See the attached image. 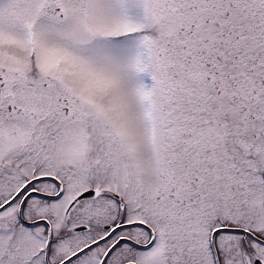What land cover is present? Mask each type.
<instances>
[{
  "label": "snow or ice",
  "instance_id": "1",
  "mask_svg": "<svg viewBox=\"0 0 264 264\" xmlns=\"http://www.w3.org/2000/svg\"><path fill=\"white\" fill-rule=\"evenodd\" d=\"M0 264H264V0H0Z\"/></svg>",
  "mask_w": 264,
  "mask_h": 264
}]
</instances>
